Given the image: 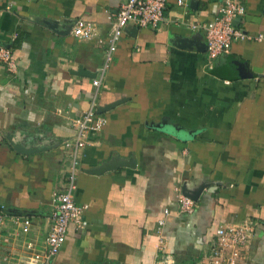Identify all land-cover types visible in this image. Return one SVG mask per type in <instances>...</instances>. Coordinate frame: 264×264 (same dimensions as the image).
I'll return each mask as SVG.
<instances>
[{"label":"crops","instance_id":"obj_1","mask_svg":"<svg viewBox=\"0 0 264 264\" xmlns=\"http://www.w3.org/2000/svg\"><path fill=\"white\" fill-rule=\"evenodd\" d=\"M126 1L0 0V47L17 67L0 64V205L30 220L27 238L44 239L72 167L71 120L97 93L105 125L75 167L83 228L69 226L52 264H199L217 227L247 220L254 233L238 264H264V0H239L246 12L234 25L251 39L213 62L189 25L216 17L221 0H167L157 29L127 27L102 73L112 15ZM77 20L97 36L75 38ZM178 189L197 201L193 214H177ZM13 230L8 221L0 264L24 255Z\"/></svg>","mask_w":264,"mask_h":264},{"label":"built area","instance_id":"obj_2","mask_svg":"<svg viewBox=\"0 0 264 264\" xmlns=\"http://www.w3.org/2000/svg\"><path fill=\"white\" fill-rule=\"evenodd\" d=\"M166 2L167 0H127L119 7L112 15L111 28L106 38L107 49L105 50L102 73L108 68L116 46L127 27L131 25L139 29H157L161 21L164 20ZM176 5L180 8H187L189 0H176ZM245 12V6L239 0H221L216 17L205 23L189 25L191 30L203 32L205 51L209 62L228 54L233 42L251 39L234 25L235 20L243 17ZM72 35L81 40H92L97 36V31L93 24L77 20L73 25ZM254 39L259 41L262 36ZM0 64L9 74L16 72V61L10 48L0 47ZM101 77L102 74L92 80V86L96 90L100 85ZM96 94L89 108L71 120L70 127L74 131V137L70 141H65L64 146L71 150L72 167L66 177V189L54 198L53 210L49 217L50 229L44 239L39 241L27 238L26 235L31 229L30 220L8 217L4 212V207L0 205V238L7 222L10 221L14 228L12 241L24 251L18 264H52L65 242L69 226L73 224L77 229L83 228L81 218L88 205L77 204L74 200L75 167L80 150L85 148L90 137L98 133L105 125V119L96 111ZM175 201L178 215L193 214L197 201L185 191L178 189ZM169 215L170 211L165 209L162 218L157 221L155 233L160 249L163 248L162 229ZM215 232V243L210 255L199 264H238L253 237L254 223L247 220L239 224L220 225ZM18 235L26 237L17 238Z\"/></svg>","mask_w":264,"mask_h":264},{"label":"water","instance_id":"obj_3","mask_svg":"<svg viewBox=\"0 0 264 264\" xmlns=\"http://www.w3.org/2000/svg\"><path fill=\"white\" fill-rule=\"evenodd\" d=\"M190 6H193L194 5V2H191L190 1V4H189ZM56 26H57V24H56ZM56 26H55V23H53V27H54V31H55V28H56ZM51 28H52V26H51ZM133 28L135 29V27L133 26ZM55 32H58V30L57 31H55ZM183 43L185 44L186 43V41H183ZM195 43V42H194ZM182 45V44H181ZM2 46H4V47H6V48H9V45H2ZM197 48V46H195V49ZM204 49H205V44H204ZM113 104H111L110 106H112ZM109 107V106H108ZM101 111H103V110H97V112H101ZM18 147V146H17ZM195 199V198H194ZM164 264H180L179 262H174V261H167V262H165Z\"/></svg>","mask_w":264,"mask_h":264}]
</instances>
